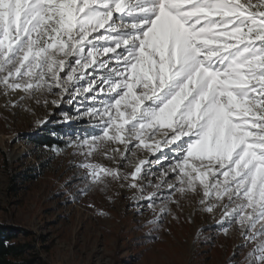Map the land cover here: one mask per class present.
Segmentation results:
<instances>
[{"label":"snow or ice","instance_id":"1","mask_svg":"<svg viewBox=\"0 0 264 264\" xmlns=\"http://www.w3.org/2000/svg\"><path fill=\"white\" fill-rule=\"evenodd\" d=\"M0 85L83 105L98 128L89 155L108 142L159 151L130 173L161 201L158 224L194 193L264 264V0H0ZM161 160L154 191L135 182ZM81 166L92 184L120 177Z\"/></svg>","mask_w":264,"mask_h":264},{"label":"rangeland","instance_id":"2","mask_svg":"<svg viewBox=\"0 0 264 264\" xmlns=\"http://www.w3.org/2000/svg\"><path fill=\"white\" fill-rule=\"evenodd\" d=\"M66 100L0 85V224L32 232L48 264H248L254 244H245L238 224L225 231L223 208L206 211L194 193L177 194L179 207L170 203L172 214L159 225L161 201L150 207L146 196L130 187V173L140 161H154L159 151L135 149L133 155L123 144L108 142L89 155L83 139L98 131L96 120L78 115L83 105L77 109L75 101ZM43 136L55 145L35 143ZM84 163L118 169L120 177L92 184ZM160 164L167 161L153 164L152 173L135 182H151L148 190L154 191ZM148 167L142 166L141 176Z\"/></svg>","mask_w":264,"mask_h":264},{"label":"trees","instance_id":"3","mask_svg":"<svg viewBox=\"0 0 264 264\" xmlns=\"http://www.w3.org/2000/svg\"><path fill=\"white\" fill-rule=\"evenodd\" d=\"M35 141L43 147H53L55 142L48 136ZM205 237L201 238L203 241ZM0 264H48L40 256L35 235L17 226L0 224Z\"/></svg>","mask_w":264,"mask_h":264}]
</instances>
